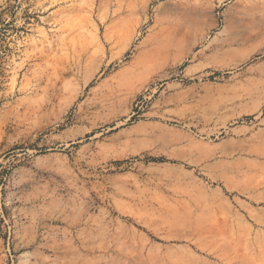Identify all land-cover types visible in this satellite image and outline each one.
<instances>
[{"label": "rangeland", "instance_id": "374dc122", "mask_svg": "<svg viewBox=\"0 0 264 264\" xmlns=\"http://www.w3.org/2000/svg\"><path fill=\"white\" fill-rule=\"evenodd\" d=\"M263 2L0 0V264H264Z\"/></svg>", "mask_w": 264, "mask_h": 264}, {"label": "crops", "instance_id": "0c3cea01", "mask_svg": "<svg viewBox=\"0 0 264 264\" xmlns=\"http://www.w3.org/2000/svg\"><path fill=\"white\" fill-rule=\"evenodd\" d=\"M247 90L251 92H264V75H257L254 76L253 78H250L247 81ZM260 99H264L260 98ZM264 121V120H263ZM243 140H235L234 142L227 143L223 147L219 148L215 153L216 155L219 154H224L227 153L230 150H235V149H254L253 145H251V142H241ZM255 141V140H254ZM152 148H161L160 144L158 142H150ZM255 143L258 145V147L262 148V151L264 152V132L259 134V138L256 139ZM154 146V147H153ZM170 155L179 157V158H184L186 161H188L191 165L193 166H203L206 171H214L216 170V174L222 179L224 182L225 188L232 191L233 193H244L243 195L246 196H251L255 198H262L264 199V193H255L251 190V188L247 187L244 188L241 186V182H238L233 176H231V173L233 174V171L229 173L230 171H227V168H224L223 163H215L211 164L209 160L211 158L207 159V156H203L202 154L196 153L195 148L189 147L187 150H184L182 153H176L173 152L172 150L169 151ZM218 169H220L218 171ZM80 235L83 237V239L86 238L85 234L83 232H80ZM92 239V234L89 233L87 235V242L88 244L94 243L92 240L89 242V240Z\"/></svg>", "mask_w": 264, "mask_h": 264}, {"label": "bare ground", "instance_id": "6f19581e", "mask_svg": "<svg viewBox=\"0 0 264 264\" xmlns=\"http://www.w3.org/2000/svg\"><path fill=\"white\" fill-rule=\"evenodd\" d=\"M184 2V1H183ZM184 5V4H183ZM191 6V5H190ZM187 7V6H186ZM246 7V6H245ZM175 8L177 9V11L178 12H189V10L188 9H186L184 6H182V5H175ZM197 9V8H196ZM244 9V12H243V14H244V17H241V18H239L238 19V16H236V17H233L232 18V22L234 23V24H237V25H240V24H242L243 23V25H244V29H251V28H253V31H252V33H254V32H258V34H261L262 36H264V19H262L261 18V16H260V18H261V21H260V23H254L253 22V20L250 18V14H251V12H253L254 11V9H253V7L251 8V12H250V10L248 9V8H243ZM194 10V9H193ZM242 10V9H241ZM230 11V10H229ZM229 11H227V14H228V12ZM261 11H262V14H264V2H263V7H262V9H261ZM193 12V11H192ZM230 13V12H229ZM183 14V13H182ZM190 14V13H189ZM237 14V13H236ZM239 14V13H238ZM242 14V15H243ZM255 14V13H254ZM179 15V14H178ZM177 15V16H178ZM195 15V14H194ZM263 16V15H262ZM184 17H185V15H184ZM182 18V17H181ZM230 19V18H229ZM258 19V18H257ZM256 20V19H255ZM179 22V21H178ZM229 21L227 20V23H228ZM159 25H162L163 23H165V22H163V21H159ZM179 25V27H182L184 30H186L185 29V27L183 26V25H181V24H179V23H176L175 25ZM184 24V23H183ZM186 24V23H185ZM231 24V23H230ZM233 24V25H234ZM171 25V24H170ZM164 26V25H163ZM162 26V27H163ZM227 26H228V24H227ZM165 27V26H164ZM187 28V27H186ZM189 28H191V27H189ZM227 28V27H226ZM225 28V29H226ZM235 28V27H234ZM181 29V28H180ZM179 29V30H180ZM173 30V29H172ZM176 30V29H175ZM228 30H229V28H228ZM234 31H235V29H233ZM232 30V31H233ZM190 31V30H189ZM232 31H230V32H232ZM172 32V31H171ZM168 29H160V30H158V32L157 33H155L153 36L154 37H151L150 38V42H151V44L153 45V48L150 50V52L149 53H147L146 55H145V58H144V62L145 63H148V62H150V60H151V58L154 56V55H157L158 53H159V51L161 52V50H165V51H167V50H169V51H171V50H174V49H176V48H178L180 45H182V43L184 42L183 40H180L179 38H177V37H175L174 35H172V34H170L171 33ZM226 32H227V30H226ZM248 32V31H247ZM174 33V32H173ZM186 34L187 35H189L188 34V30H186ZM233 34V33H232ZM231 34V35H232ZM254 35V34H253ZM45 36V35H44ZM250 36H252V34H250ZM237 37V36H236ZM181 39H183V38H181ZM232 39H234V38H232ZM228 40V39H227ZM242 40V39H241ZM245 41V40H244ZM241 42V41H240ZM228 43H230V41H228ZM158 52V53H157ZM216 257L217 258H219V260L221 259L223 262H225L226 264H234V260H233V258H229V259H224V257L222 256V255H219V254H217L216 255ZM216 258V259H217ZM251 259V263L252 264H262V260H261V258H259V254H257V253H255V254H253L252 255V257L250 258ZM264 259V258H263ZM221 263V262H220ZM263 263H264V261H263Z\"/></svg>", "mask_w": 264, "mask_h": 264}]
</instances>
